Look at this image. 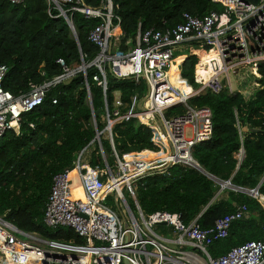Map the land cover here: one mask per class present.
I'll use <instances>...</instances> for the list:
<instances>
[{"label":"trees","instance_id":"16d2710c","mask_svg":"<svg viewBox=\"0 0 264 264\" xmlns=\"http://www.w3.org/2000/svg\"><path fill=\"white\" fill-rule=\"evenodd\" d=\"M101 1L85 0L93 7ZM245 1L257 4L259 0ZM112 2L121 19L114 31L123 35V41L134 40L139 24L141 31L161 30L181 23L185 12L202 16L213 10H224L221 4L211 0ZM58 14L50 0H24L20 4L0 0V65L7 67L3 89L18 96L28 92L31 84H41L61 74L59 58L76 69L82 61L90 62L97 55L99 49L88 35L99 20L74 13L77 41L66 19ZM188 52L181 64V75L187 81L175 77L184 57L176 58L169 69L175 84L185 90L188 84L198 86L194 79L195 66L207 54ZM257 71L260 86L249 96L230 92L226 87L218 94L207 92L189 98L190 106L208 107L212 112L210 140L192 150L199 168L169 164L162 170L148 172L133 184L137 204L144 214L162 210L178 213L185 226L196 220L202 228H210L216 220L244 204L247 215L231 223L225 238L208 246L212 258L250 240L264 242V206L245 192L257 188L264 196V62L259 63ZM95 73L97 69L90 66L87 77L77 72L66 82L50 86L39 105L21 114L18 132L9 129L0 137V215L23 231L37 232L45 239L82 242L72 229L50 228L44 223L53 176L72 170L84 149L88 163L100 168L115 167L113 148L119 156L157 149L150 129L136 119L113 125L112 144L104 134H101V146L94 140L97 131L93 113L97 129L101 131L105 125L102 119L105 98L109 107L112 106L113 94L117 91L127 105L131 96L145 91L144 84L137 85L132 77L118 78L107 71L108 89L104 93L92 80ZM86 82L90 87V102ZM182 110L183 106L178 104L169 113ZM241 146L244 153L239 159ZM221 181H229L230 185L221 187ZM125 198L134 210L133 198L127 193ZM106 203L113 209L118 208L113 196Z\"/></svg>","mask_w":264,"mask_h":264},{"label":"built area","instance_id":"2783aa9c","mask_svg":"<svg viewBox=\"0 0 264 264\" xmlns=\"http://www.w3.org/2000/svg\"><path fill=\"white\" fill-rule=\"evenodd\" d=\"M8 1L20 4L24 0ZM50 1L58 9V15L66 19L75 38L74 13L99 20L88 35L99 51L90 62L82 61L76 69L59 58L61 74L41 84H31L28 92L18 96L3 89L7 67L0 65V137L9 129L18 132L21 114L39 105L50 86L66 82L77 72L87 77V68L94 66L97 73L92 80L104 93L108 89L107 71L118 78L132 77L137 85L145 86L142 95L134 94L127 105L117 91L112 106L109 107L105 98L102 116L105 125L101 131L93 113L97 131L94 140L101 146V134H104L112 144L113 125L136 119L150 129L157 149L119 156L113 148L114 168L91 166L86 160L87 150H82L72 170L53 176L43 216L46 226L70 228L82 242L45 239L37 232L19 229L0 215V264H124V258L130 264H264V242L260 240L247 241L218 258H212L207 251L211 243L228 235L234 220L247 215L244 204L216 220L210 228H202L196 220L185 226L178 213L162 210L144 214L137 204L133 185L136 179L169 164L199 166L192 150L210 140L212 112L208 107L190 106L188 100L207 92L218 94L226 87L230 92H242L232 90L229 81L242 68L250 69L260 78L257 68L264 62V0L257 4L245 0H211L221 4L224 10L202 16L185 12L181 23L161 30L141 31L139 24L134 40L124 41L123 35L114 31L121 19L114 11L112 0H102L96 7L85 0ZM192 41L196 43L189 44ZM184 49L193 50L196 55L211 50L217 54V60L206 63L205 72H198V61L194 71L198 86L188 84L187 90L178 87L169 75L172 61L182 54L176 52ZM257 79L255 84L259 87ZM86 90L90 102L87 82ZM178 104L183 110L169 113ZM243 151L241 146L239 159ZM73 170H76L75 181L70 177ZM76 185L81 186V198L73 194ZM229 185V181H221V187ZM249 191H253L248 193L259 202L264 201L258 189ZM124 192L133 198L134 210L127 204ZM109 196L114 197L117 209L106 203ZM159 225L171 235L164 229L156 230Z\"/></svg>","mask_w":264,"mask_h":264},{"label":"rangeland","instance_id":"374dc122","mask_svg":"<svg viewBox=\"0 0 264 264\" xmlns=\"http://www.w3.org/2000/svg\"><path fill=\"white\" fill-rule=\"evenodd\" d=\"M210 52L211 51H209L207 54H209ZM178 53H182V54L186 55V56L182 55L181 57H187L190 54L188 52V49L179 50L176 52V54H178ZM198 61H200V58ZM179 64H181V62H179ZM179 64H178V67L180 68ZM178 72H181V70L180 71L178 70ZM255 78H256V75L253 74L252 71H250V69L242 68L239 70V72L236 75L231 76L229 81L231 83L232 90H234V91L240 90L242 92L249 94L250 92H253L257 88V85L255 84V80L257 78L256 79ZM229 81L227 82V86H228ZM124 194H125V192H124ZM125 196H126V194H125ZM261 203L264 206V201H262ZM163 229L164 228H158V227L156 228V230H160V231H162Z\"/></svg>","mask_w":264,"mask_h":264},{"label":"bare ground","instance_id":"6f19581e","mask_svg":"<svg viewBox=\"0 0 264 264\" xmlns=\"http://www.w3.org/2000/svg\"><path fill=\"white\" fill-rule=\"evenodd\" d=\"M206 53H208V51ZM202 58H203V60H201ZM215 60H217V54L215 53L214 50H211V52L209 54H205L204 56H201L200 62L197 65L198 72H205L204 68H205L206 63L207 62H213ZM171 66H172V63L170 65V68H171ZM74 171L76 172V170H73V171L70 172V177H72V178H73ZM79 187H80L79 190L81 192V195L76 194L75 187L73 189V194H74V196L81 198L83 196V192H82V189H81L80 185H79Z\"/></svg>","mask_w":264,"mask_h":264},{"label":"crops","instance_id":"0c3cea01","mask_svg":"<svg viewBox=\"0 0 264 264\" xmlns=\"http://www.w3.org/2000/svg\"><path fill=\"white\" fill-rule=\"evenodd\" d=\"M180 56H182V54H179V57H180ZM185 56H186V55H185ZM185 58H187V57H184V59L181 61V64L183 63V61L185 60ZM181 64H179V65H180V68L178 67L179 71L181 70ZM177 75H178L177 78L184 79V78L182 77V75H181V72H178V71H177ZM185 80H186V79H185ZM186 81H187V80H186ZM161 156H162V155H161ZM75 178H76V172L74 171L73 179L76 180ZM79 188H80L79 185H76V186H75L76 194L81 195V192H80ZM164 231L166 232L167 235H168L169 233H170V235H171V232L166 231V228L164 229Z\"/></svg>","mask_w":264,"mask_h":264},{"label":"water","instance_id":"95a60500","mask_svg":"<svg viewBox=\"0 0 264 264\" xmlns=\"http://www.w3.org/2000/svg\"><path fill=\"white\" fill-rule=\"evenodd\" d=\"M76 40L78 41V38H77V37H76ZM185 59H186V58H185ZM243 153H244V151H243ZM242 157H243V154H242ZM242 157H241V159H242ZM198 168H199V166H198ZM254 190H257V188H255ZM245 192H247V193L250 192V193H251V192H253V191L245 190ZM123 263H124V264H130L126 258L123 259Z\"/></svg>","mask_w":264,"mask_h":264},{"label":"clouds","instance_id":"9594fccd","mask_svg":"<svg viewBox=\"0 0 264 264\" xmlns=\"http://www.w3.org/2000/svg\"><path fill=\"white\" fill-rule=\"evenodd\" d=\"M198 63V62H197ZM195 71V70H194ZM194 75H195V72H194ZM190 85V84H189Z\"/></svg>","mask_w":264,"mask_h":264}]
</instances>
